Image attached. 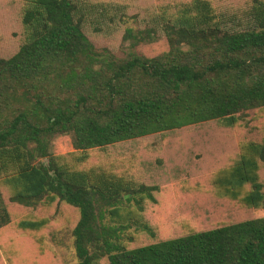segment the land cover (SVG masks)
Listing matches in <instances>:
<instances>
[{
  "label": "trees",
  "instance_id": "1",
  "mask_svg": "<svg viewBox=\"0 0 264 264\" xmlns=\"http://www.w3.org/2000/svg\"><path fill=\"white\" fill-rule=\"evenodd\" d=\"M24 1L23 39L0 58V186L7 193L0 190V231L12 223L7 203L60 206L76 214V264H264V216L131 247V228L153 235L143 214L159 188L100 166L78 168L96 149L213 121L232 128L246 111L264 108V0H250L236 27L206 0L157 14L143 28H124L121 42L130 50L123 58L100 51L85 32L89 21L123 23L121 7ZM162 39L165 49L155 55L132 51ZM59 135L70 136L73 151L54 156L50 144ZM209 186L217 199L264 209V137L239 143ZM47 224L22 219L16 228L38 232Z\"/></svg>",
  "mask_w": 264,
  "mask_h": 264
},
{
  "label": "rangeland",
  "instance_id": "2",
  "mask_svg": "<svg viewBox=\"0 0 264 264\" xmlns=\"http://www.w3.org/2000/svg\"><path fill=\"white\" fill-rule=\"evenodd\" d=\"M82 8H94L98 3L114 4L122 8L123 23L105 25L86 23L85 32L100 51L105 49L118 58L130 50L121 42L124 28H143L151 17L166 12L171 16L193 0H77ZM219 14L234 18L232 27L244 22L243 12L250 0H206ZM24 0H0V58H8L19 48L23 39L21 12ZM171 13V14H170ZM101 18V17H100ZM99 19V17L97 18ZM228 20V18H226ZM235 24V25H234ZM165 49L163 39L143 44L132 51L152 56ZM264 137V108L246 111L239 123L227 128L218 122L182 128L165 134L153 135L118 143L90 151L87 163L78 168L100 166L115 175H128L147 185H156V203H148L144 210L145 222L153 235L131 228L134 239L131 247L146 245L187 234L189 231L212 229L225 223L264 216V209L247 210L234 202L217 199L210 192L209 176L222 166L237 150L239 143L259 141ZM73 151L70 136L52 139L50 152L54 156ZM187 188L198 191H185ZM3 195L7 198L5 190ZM12 223L0 231V264H76L71 230L76 222L72 210L57 206L46 209L21 208L7 203ZM62 206V205H61ZM47 219V226L38 232L25 233L16 228L22 219ZM17 252H23L17 256ZM100 264H108L106 258Z\"/></svg>",
  "mask_w": 264,
  "mask_h": 264
}]
</instances>
